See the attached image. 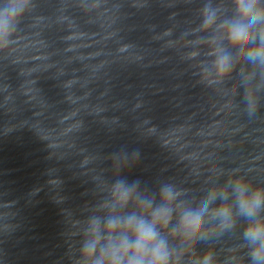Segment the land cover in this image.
Wrapping results in <instances>:
<instances>
[{
	"label": "clouds",
	"instance_id": "9594fccd",
	"mask_svg": "<svg viewBox=\"0 0 264 264\" xmlns=\"http://www.w3.org/2000/svg\"><path fill=\"white\" fill-rule=\"evenodd\" d=\"M33 6V0H0V41L10 39ZM196 33L205 34L199 40L211 53L202 82H221L243 63L251 71L237 103L248 116L256 115L257 92L264 90V0H203ZM107 159L113 175L108 199L98 209L106 214L89 213L82 222L73 264H242L235 254L219 259L213 250L196 252L200 242L237 230L246 264H264V185L233 175L187 203L172 183H161L149 196L140 179L122 174L139 161V149L121 148Z\"/></svg>",
	"mask_w": 264,
	"mask_h": 264
}]
</instances>
